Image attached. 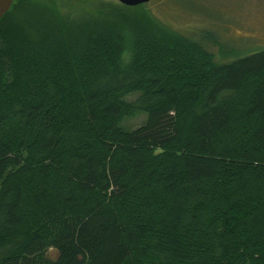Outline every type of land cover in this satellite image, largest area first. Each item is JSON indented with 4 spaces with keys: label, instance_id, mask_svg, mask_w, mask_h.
<instances>
[{
    "label": "trees",
    "instance_id": "16d2710c",
    "mask_svg": "<svg viewBox=\"0 0 264 264\" xmlns=\"http://www.w3.org/2000/svg\"><path fill=\"white\" fill-rule=\"evenodd\" d=\"M145 6L0 19V264H264V47Z\"/></svg>",
    "mask_w": 264,
    "mask_h": 264
},
{
    "label": "rangeland",
    "instance_id": "374dc122",
    "mask_svg": "<svg viewBox=\"0 0 264 264\" xmlns=\"http://www.w3.org/2000/svg\"><path fill=\"white\" fill-rule=\"evenodd\" d=\"M54 2L59 8L62 4L65 8H74V13H77L76 10L87 12L118 3L117 0ZM145 10L162 24L185 36L197 38L203 31L200 37L204 42L218 40L226 51L248 53L264 47V0H151ZM143 120V115L138 114L126 120L125 124L134 129Z\"/></svg>",
    "mask_w": 264,
    "mask_h": 264
},
{
    "label": "water",
    "instance_id": "95a60500",
    "mask_svg": "<svg viewBox=\"0 0 264 264\" xmlns=\"http://www.w3.org/2000/svg\"><path fill=\"white\" fill-rule=\"evenodd\" d=\"M151 0H117L126 7H136L149 3ZM13 0H0V19L10 10Z\"/></svg>",
    "mask_w": 264,
    "mask_h": 264
}]
</instances>
